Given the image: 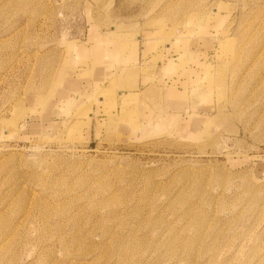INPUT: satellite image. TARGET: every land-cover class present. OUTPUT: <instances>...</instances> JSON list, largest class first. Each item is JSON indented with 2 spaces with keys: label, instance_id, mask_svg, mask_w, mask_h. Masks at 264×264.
<instances>
[{
  "label": "rangeland",
  "instance_id": "rangeland-1",
  "mask_svg": "<svg viewBox=\"0 0 264 264\" xmlns=\"http://www.w3.org/2000/svg\"><path fill=\"white\" fill-rule=\"evenodd\" d=\"M0 264H264V0H0Z\"/></svg>",
  "mask_w": 264,
  "mask_h": 264
},
{
  "label": "crops",
  "instance_id": "crops-1",
  "mask_svg": "<svg viewBox=\"0 0 264 264\" xmlns=\"http://www.w3.org/2000/svg\"><path fill=\"white\" fill-rule=\"evenodd\" d=\"M163 56L164 58H166L167 56L169 57L170 60H173V67L171 66L168 70H165V71H169L170 69H173L176 73H177V65H179V56L180 55H177L175 53L172 52V48L169 47V48H166L164 53H163ZM168 61H165L162 65H160V70H164L163 68L167 67L165 63H167ZM195 63H201L200 61H193L191 64H188L187 66H185L186 68H183L182 72L184 73L185 77H182V75H180L182 78H180V76H175L176 78L173 79L174 82L178 81L179 83H183L184 85L185 84H189L190 81H192V78L195 77V73L197 72L198 69V66L195 65ZM181 72V73H182ZM193 72V73H192ZM157 81V80H156ZM169 81V80H168ZM171 81V80H170ZM170 81L169 83H165V85L167 84H170ZM168 91V95H169V92L171 91L173 94H177V95H181L182 94V89L180 88V90H175V89H172L171 90V86L170 85H167L165 87ZM152 89V87H151ZM135 94L138 95V93L135 92ZM141 94V93H140Z\"/></svg>",
  "mask_w": 264,
  "mask_h": 264
}]
</instances>
